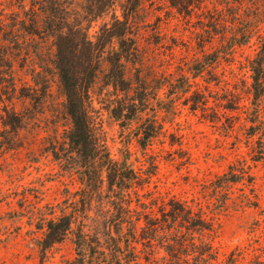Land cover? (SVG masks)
Instances as JSON below:
<instances>
[{
    "label": "rangeland",
    "instance_id": "obj_1",
    "mask_svg": "<svg viewBox=\"0 0 264 264\" xmlns=\"http://www.w3.org/2000/svg\"><path fill=\"white\" fill-rule=\"evenodd\" d=\"M65 1L70 20L89 26L90 37L111 25L114 17L126 18L137 31L142 64L128 71L133 83L139 71L141 77L184 76L191 85L188 94L175 98V116L166 119L165 132L146 151L127 137L128 132L123 134L106 108L107 88L101 78L91 89L111 156L129 158L136 170L146 169L148 162L155 164L150 185L140 191L142 201H155L158 207L176 199L199 211L213 224L217 254L213 264H264V156L258 152L259 136L251 137L249 129L251 62L264 41V0H143L134 11L128 0ZM33 4L34 0H0L7 25L17 20L26 29L36 26L39 31L26 37L16 59L18 87L32 88L35 83L39 91L47 87L38 106L30 100L15 101L24 127L10 135L13 149L0 150V264H67L77 257L75 237L55 245L43 260L36 243L43 233L37 230L38 220L30 218L33 213L60 215L71 202H80L82 189L77 176L46 150L71 127V120L54 66V42L41 26V8ZM212 58L215 62L209 66ZM201 67L206 70L197 74L194 69ZM167 91L158 93L166 106L171 99ZM196 91L205 94L208 110L193 111L191 102L185 105ZM238 165L248 168L253 184L234 185L228 198L214 191L218 177ZM86 202L85 230L101 231L111 216L104 189L98 199ZM138 251L143 264L170 262L163 248L155 247L150 254L139 245ZM189 259L193 264L192 256Z\"/></svg>",
    "mask_w": 264,
    "mask_h": 264
},
{
    "label": "trees",
    "instance_id": "obj_2",
    "mask_svg": "<svg viewBox=\"0 0 264 264\" xmlns=\"http://www.w3.org/2000/svg\"><path fill=\"white\" fill-rule=\"evenodd\" d=\"M142 1L128 0L127 3L134 11ZM33 6L41 8V26L54 42V66L71 120V127L46 150L65 171L77 176L82 187L80 202H71L60 215L55 211L47 215H30L31 219L38 220L37 230L43 233L42 237L36 238L42 259L48 257V251L55 245L73 235L77 257L67 264H143L139 245L150 254L155 247L163 248L170 257V262L164 264H190V256L193 264H213L217 260L211 237L213 224L183 201L173 199L158 207L155 201H142L140 191L150 185L155 164L148 162L146 169L136 170L129 158L120 161L111 156L91 93L101 78L107 88L103 98L106 108L123 134L128 132L127 137L134 138L146 151L165 132L166 119L175 116V98L180 93L190 92L187 78L141 77L137 71L138 78L133 83L128 71L131 67L138 70L142 59L138 33L126 18L114 17L113 23L104 25L93 38L89 35V26L70 20L65 0H34ZM2 16L0 8V150H9L14 144L10 135L24 127V115L17 111L15 101L30 100L38 106L47 87L42 91H39L38 83L32 88L18 87L16 59L23 52L26 37L38 35L39 31L36 26L26 29L17 20L13 25H7ZM35 25L39 28L38 23ZM214 62L215 58L210 59L209 66ZM203 69L194 70L201 74ZM251 71L253 107L249 114V129L252 130L251 137L259 136L258 152L263 157L264 41L257 58L251 62ZM163 88H168L167 97L171 98L167 106L158 96ZM154 101H157L156 105ZM186 102L185 105L191 102L193 111L208 110L207 98L200 91ZM160 112H165L164 118L160 117ZM253 181L248 168L231 166L227 173L218 177L213 187L228 198L234 185L250 186ZM103 189L111 216L101 231L96 228L93 232L87 231L84 221L88 219L86 201L98 199ZM244 199L250 202L247 196ZM222 201L223 209L226 199ZM68 208L70 213L66 211ZM149 260L145 257L146 262Z\"/></svg>",
    "mask_w": 264,
    "mask_h": 264
}]
</instances>
